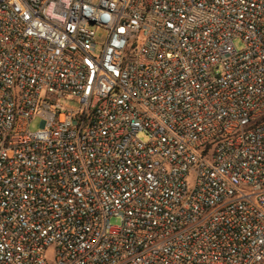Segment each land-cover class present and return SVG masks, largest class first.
Masks as SVG:
<instances>
[{
	"label": "built area",
	"instance_id": "2783aa9c",
	"mask_svg": "<svg viewBox=\"0 0 264 264\" xmlns=\"http://www.w3.org/2000/svg\"><path fill=\"white\" fill-rule=\"evenodd\" d=\"M0 264H264V0H0Z\"/></svg>",
	"mask_w": 264,
	"mask_h": 264
},
{
	"label": "rangeland",
	"instance_id": "374dc122",
	"mask_svg": "<svg viewBox=\"0 0 264 264\" xmlns=\"http://www.w3.org/2000/svg\"><path fill=\"white\" fill-rule=\"evenodd\" d=\"M100 34L104 35V33L101 31ZM100 39H98L99 41ZM235 45L238 49H243L244 48V42L241 39H236L235 40ZM30 130L32 131H38L40 129V120H35L31 123L30 125ZM143 138L145 137L143 134L141 135ZM112 224L113 225H118L120 223V220L118 218H113L112 219Z\"/></svg>",
	"mask_w": 264,
	"mask_h": 264
}]
</instances>
